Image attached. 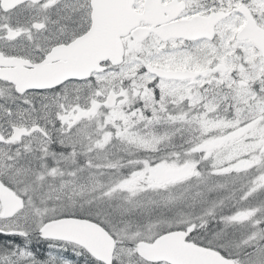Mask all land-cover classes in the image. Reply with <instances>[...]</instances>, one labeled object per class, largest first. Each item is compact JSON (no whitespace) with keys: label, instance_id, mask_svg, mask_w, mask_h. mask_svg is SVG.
I'll return each mask as SVG.
<instances>
[{"label":"snow or ice","instance_id":"obj_1","mask_svg":"<svg viewBox=\"0 0 264 264\" xmlns=\"http://www.w3.org/2000/svg\"><path fill=\"white\" fill-rule=\"evenodd\" d=\"M0 264H264V0H0Z\"/></svg>","mask_w":264,"mask_h":264}]
</instances>
